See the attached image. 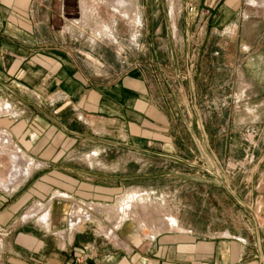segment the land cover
Here are the masks:
<instances>
[{
	"label": "crops",
	"instance_id": "1",
	"mask_svg": "<svg viewBox=\"0 0 264 264\" xmlns=\"http://www.w3.org/2000/svg\"><path fill=\"white\" fill-rule=\"evenodd\" d=\"M208 2L186 120L99 3L0 0V264H264V0ZM198 135L224 182L179 173Z\"/></svg>",
	"mask_w": 264,
	"mask_h": 264
},
{
	"label": "rangeland",
	"instance_id": "2",
	"mask_svg": "<svg viewBox=\"0 0 264 264\" xmlns=\"http://www.w3.org/2000/svg\"><path fill=\"white\" fill-rule=\"evenodd\" d=\"M92 2L100 5L98 12L91 11L89 14L87 36L95 35L97 30L107 36L112 32L119 36L120 51L127 57L122 58L125 63L122 73L130 66L141 67L146 75L156 80L167 94L168 99L166 98L165 101H169L172 107L178 106L183 109L188 120L191 101L195 95L190 87L193 80L192 69L196 64L193 53L199 49H208L202 42L208 37L204 26L208 16L206 9L210 2L208 0L205 2L204 0H92ZM119 47L115 46L116 49ZM150 50L155 51L152 57L148 53ZM129 51L133 52L132 55L135 52V58L131 55L129 57L127 54ZM183 142L185 147H194L198 150L194 156L185 158L186 162L196 167L192 171L184 170L179 173L193 177L214 178L224 182L225 167L209 154L204 136L198 135L195 139H185ZM0 147L8 149L4 138H0ZM137 157L143 159L144 156ZM18 158V155H0V164L14 169L17 163H20ZM152 161L154 165H159L153 171L155 178L167 172L165 167L160 166L162 160L154 158ZM143 173L144 171H138V174ZM168 173H172L171 170ZM111 208V204L105 207L106 211ZM80 209L86 208L75 204L69 206L70 211ZM95 210L98 208L96 207Z\"/></svg>",
	"mask_w": 264,
	"mask_h": 264
},
{
	"label": "bare ground",
	"instance_id": "3",
	"mask_svg": "<svg viewBox=\"0 0 264 264\" xmlns=\"http://www.w3.org/2000/svg\"><path fill=\"white\" fill-rule=\"evenodd\" d=\"M130 202V201H129ZM129 202L128 203H125L122 207H121V210H122V214L123 215H126L127 212H128V209H129ZM131 204V203H130ZM83 210V209H82ZM172 225V224H171Z\"/></svg>",
	"mask_w": 264,
	"mask_h": 264
}]
</instances>
